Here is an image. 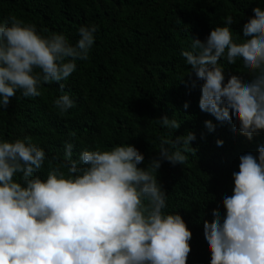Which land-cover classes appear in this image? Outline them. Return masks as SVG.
<instances>
[{
  "label": "clouds",
  "instance_id": "9594fccd",
  "mask_svg": "<svg viewBox=\"0 0 264 264\" xmlns=\"http://www.w3.org/2000/svg\"><path fill=\"white\" fill-rule=\"evenodd\" d=\"M206 39L191 40L181 56L200 86L199 109L218 126L231 127L251 141L264 133V10L253 9L243 25L240 43L233 39L227 16ZM96 26H81L71 45L63 34L39 35L33 25L11 19L0 22V109H7L18 91L39 97L42 85L60 83L86 61ZM239 63L247 80L231 76L225 83L220 61ZM195 87V83L192 85ZM61 113L74 107L69 95L54 100ZM188 103L183 105L186 110ZM160 127L177 130L180 122L164 116ZM211 133L214 125L204 122ZM191 132L160 139L156 158L134 146L110 151H83L77 167L73 144L64 146L68 176L51 167L46 179L34 175L45 152L29 138L0 141V264H186L191 232L179 214H167V195L158 183L162 162L183 165ZM219 146L222 142L217 141ZM18 178V179H14ZM232 195L223 201V217L214 213L203 228L210 264H264V145L257 155L239 157L232 174Z\"/></svg>",
  "mask_w": 264,
  "mask_h": 264
},
{
  "label": "trees",
  "instance_id": "16d2710c",
  "mask_svg": "<svg viewBox=\"0 0 264 264\" xmlns=\"http://www.w3.org/2000/svg\"><path fill=\"white\" fill-rule=\"evenodd\" d=\"M264 10V0H0V22L11 19L33 25L43 37L63 34L75 45L81 26H96L95 40L86 61L77 60L76 71L60 83L42 85L39 97L18 91L7 109H0V141L29 138L45 152V162L34 175L46 179L51 167L68 176L64 146L73 144L77 167L83 151H110L127 144L145 157L143 168L157 157L160 139H175L191 132L196 139L185 153L183 165L162 162L157 179L167 195V214H179L191 232L186 264H210L203 242L204 225L213 214L223 217L222 201L232 195V174L239 157L257 155L264 133L251 141L231 127L218 126L198 107L203 81L181 56L191 40L203 42L210 31L225 27L240 43L243 25L253 9ZM225 83L231 76L246 81L242 66L221 60ZM195 83V87H193ZM69 95L74 107L61 113L54 100ZM188 103L185 110L183 105ZM180 122L177 130L160 127L161 117ZM211 121L214 130L204 126ZM217 141L222 143L218 146ZM18 179V178H14Z\"/></svg>",
  "mask_w": 264,
  "mask_h": 264
}]
</instances>
